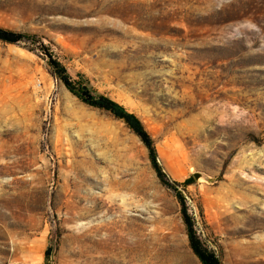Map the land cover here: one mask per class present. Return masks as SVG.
Masks as SVG:
<instances>
[{
  "label": "rangeland",
  "instance_id": "obj_1",
  "mask_svg": "<svg viewBox=\"0 0 264 264\" xmlns=\"http://www.w3.org/2000/svg\"><path fill=\"white\" fill-rule=\"evenodd\" d=\"M0 264H201L134 114L222 264H264V0H0ZM194 174H199L195 179ZM181 188H179L180 190Z\"/></svg>",
  "mask_w": 264,
  "mask_h": 264
},
{
  "label": "trees",
  "instance_id": "obj_2",
  "mask_svg": "<svg viewBox=\"0 0 264 264\" xmlns=\"http://www.w3.org/2000/svg\"><path fill=\"white\" fill-rule=\"evenodd\" d=\"M22 39V35L13 33L8 30L0 29V41L6 43H16ZM47 65L50 74L60 81L63 86L83 104L103 111L109 114L113 119L122 122L130 132H132L147 150L148 159L152 170L154 171L159 182L166 188L175 193L176 199L180 206L181 220L185 226L188 246L194 256L201 264H222L219 257L202 242L195 230L194 217L189 213L186 206L185 197L182 193L183 188L193 183L192 178L186 179L179 184L171 181L160 166L155 149L154 140L145 129L142 122L132 113L128 112L123 106L114 102L107 96L92 92L86 79L79 76L77 81H73L68 75L65 67L49 54ZM179 188H181L179 190ZM49 253H45V264L48 262Z\"/></svg>",
  "mask_w": 264,
  "mask_h": 264
},
{
  "label": "water",
  "instance_id": "obj_3",
  "mask_svg": "<svg viewBox=\"0 0 264 264\" xmlns=\"http://www.w3.org/2000/svg\"><path fill=\"white\" fill-rule=\"evenodd\" d=\"M193 177L197 179L199 177V174H194Z\"/></svg>",
  "mask_w": 264,
  "mask_h": 264
}]
</instances>
